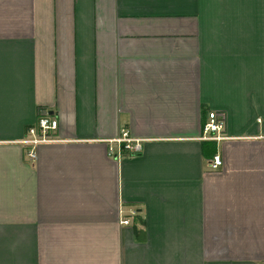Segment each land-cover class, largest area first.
Masks as SVG:
<instances>
[{"label": "crops", "instance_id": "obj_1", "mask_svg": "<svg viewBox=\"0 0 264 264\" xmlns=\"http://www.w3.org/2000/svg\"><path fill=\"white\" fill-rule=\"evenodd\" d=\"M0 264H264V0H0Z\"/></svg>", "mask_w": 264, "mask_h": 264}, {"label": "built area", "instance_id": "obj_2", "mask_svg": "<svg viewBox=\"0 0 264 264\" xmlns=\"http://www.w3.org/2000/svg\"><path fill=\"white\" fill-rule=\"evenodd\" d=\"M226 117L223 113L210 112L208 119L204 124V135L207 140L220 142L226 138L225 136ZM58 128V120L54 118L46 109H40L38 116L33 125L29 126L26 131L25 143L30 145L32 149L28 152L30 159H35L36 154L34 147L40 143L51 142L52 134ZM110 155L122 157L127 155H137L143 150V140L130 138L129 134L124 130L121 135L110 141ZM222 160L219 155L213 157L210 167L218 170L222 167ZM130 220L123 219L122 224L128 225Z\"/></svg>", "mask_w": 264, "mask_h": 264}, {"label": "trees", "instance_id": "obj_3", "mask_svg": "<svg viewBox=\"0 0 264 264\" xmlns=\"http://www.w3.org/2000/svg\"><path fill=\"white\" fill-rule=\"evenodd\" d=\"M209 148H210V154H209V158L213 159L214 155H215V143H210L209 144Z\"/></svg>", "mask_w": 264, "mask_h": 264}]
</instances>
